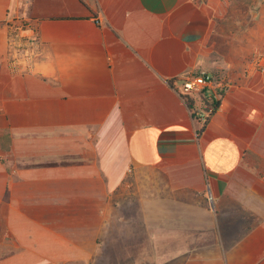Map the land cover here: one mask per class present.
<instances>
[{"label":"crops","instance_id":"0c3cea01","mask_svg":"<svg viewBox=\"0 0 264 264\" xmlns=\"http://www.w3.org/2000/svg\"><path fill=\"white\" fill-rule=\"evenodd\" d=\"M213 26L199 0H0V264H264V65L204 128L176 89Z\"/></svg>","mask_w":264,"mask_h":264},{"label":"rangeland","instance_id":"374dc122","mask_svg":"<svg viewBox=\"0 0 264 264\" xmlns=\"http://www.w3.org/2000/svg\"><path fill=\"white\" fill-rule=\"evenodd\" d=\"M199 1L214 21L207 63L217 79L233 85L264 65V0Z\"/></svg>","mask_w":264,"mask_h":264},{"label":"built area","instance_id":"2783aa9c","mask_svg":"<svg viewBox=\"0 0 264 264\" xmlns=\"http://www.w3.org/2000/svg\"><path fill=\"white\" fill-rule=\"evenodd\" d=\"M26 4L31 0H17ZM6 39L9 46V66L14 73L32 72L35 70L36 58L41 52V41L38 25L30 18L15 15L7 23ZM176 89L187 101L197 97L205 103L193 106V118L205 126L219 107L225 92L230 85L217 79L209 70L189 72L178 80ZM207 102V103H206Z\"/></svg>","mask_w":264,"mask_h":264},{"label":"trees","instance_id":"16d2710c","mask_svg":"<svg viewBox=\"0 0 264 264\" xmlns=\"http://www.w3.org/2000/svg\"><path fill=\"white\" fill-rule=\"evenodd\" d=\"M196 101V102H195ZM195 101L193 100V98H188L187 99V104H188V106L192 109L193 108V106L195 107V106H203V107H205V103L201 100V98H199V97H197L196 99H195ZM207 103V102H206ZM218 106L220 105V102L217 104ZM203 128H204V126H203Z\"/></svg>","mask_w":264,"mask_h":264}]
</instances>
